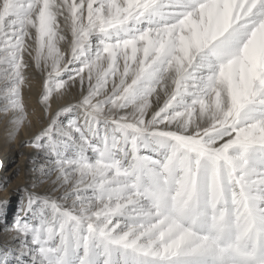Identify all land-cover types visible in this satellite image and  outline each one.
<instances>
[{"label": "snow or ice", "instance_id": "6c2138e0", "mask_svg": "<svg viewBox=\"0 0 264 264\" xmlns=\"http://www.w3.org/2000/svg\"><path fill=\"white\" fill-rule=\"evenodd\" d=\"M0 130V264H264V0H0Z\"/></svg>", "mask_w": 264, "mask_h": 264}, {"label": "bare ground", "instance_id": "6f19581e", "mask_svg": "<svg viewBox=\"0 0 264 264\" xmlns=\"http://www.w3.org/2000/svg\"><path fill=\"white\" fill-rule=\"evenodd\" d=\"M26 103H28L30 106L35 104L36 102V96L35 93H33L31 99L29 100L28 95H25ZM55 107V105H54ZM3 132L0 130V159H3L4 162L7 164V172L11 173L14 168L17 166L21 169V175L20 179L23 178L24 175V169L27 166V159L26 155L30 151L29 149H24L25 157H22L20 153V149L18 147L13 146L10 150H6L3 143ZM7 173H0V175H5ZM20 179H14L12 187L14 188L18 183H20ZM11 194V189H9V192L0 191V198H4L5 196H8ZM15 198V197H13Z\"/></svg>", "mask_w": 264, "mask_h": 264}]
</instances>
